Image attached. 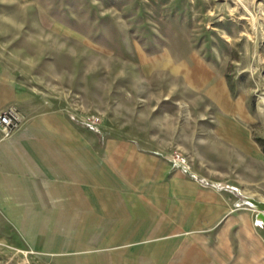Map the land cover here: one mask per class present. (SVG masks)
I'll return each instance as SVG.
<instances>
[{
  "label": "rangeland",
  "instance_id": "374dc122",
  "mask_svg": "<svg viewBox=\"0 0 264 264\" xmlns=\"http://www.w3.org/2000/svg\"><path fill=\"white\" fill-rule=\"evenodd\" d=\"M0 74L23 125L61 115L96 147L156 137L230 211L217 238L102 242L60 240L84 225L23 234L0 207V264H140L171 243L264 264V0H0Z\"/></svg>",
  "mask_w": 264,
  "mask_h": 264
},
{
  "label": "crops",
  "instance_id": "0c3cea01",
  "mask_svg": "<svg viewBox=\"0 0 264 264\" xmlns=\"http://www.w3.org/2000/svg\"><path fill=\"white\" fill-rule=\"evenodd\" d=\"M0 80V110L25 107L13 80L2 74ZM26 114V123L11 139L0 134V207L23 234L38 232L47 240L52 226L60 233L63 225H84L75 230L87 236L60 240L217 238L211 231L230 213L222 192L188 176L158 138L104 139L96 147L94 137L79 136L61 115ZM173 243L167 249L140 248L139 263L219 262L214 252Z\"/></svg>",
  "mask_w": 264,
  "mask_h": 264
},
{
  "label": "built area",
  "instance_id": "2783aa9c",
  "mask_svg": "<svg viewBox=\"0 0 264 264\" xmlns=\"http://www.w3.org/2000/svg\"><path fill=\"white\" fill-rule=\"evenodd\" d=\"M24 123L22 113L15 106L0 110V133L4 139H11L18 132ZM175 162L182 168L189 169V161L181 153L174 154Z\"/></svg>",
  "mask_w": 264,
  "mask_h": 264
},
{
  "label": "water",
  "instance_id": "95a60500",
  "mask_svg": "<svg viewBox=\"0 0 264 264\" xmlns=\"http://www.w3.org/2000/svg\"><path fill=\"white\" fill-rule=\"evenodd\" d=\"M256 206L259 207V208H261L262 210L264 209V204L256 203Z\"/></svg>",
  "mask_w": 264,
  "mask_h": 264
},
{
  "label": "bare ground",
  "instance_id": "6f19581e",
  "mask_svg": "<svg viewBox=\"0 0 264 264\" xmlns=\"http://www.w3.org/2000/svg\"><path fill=\"white\" fill-rule=\"evenodd\" d=\"M262 206V205H261ZM261 215H262V213H261Z\"/></svg>",
  "mask_w": 264,
  "mask_h": 264
}]
</instances>
